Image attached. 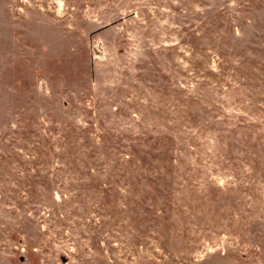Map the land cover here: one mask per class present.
I'll use <instances>...</instances> for the list:
<instances>
[{
    "label": "rangeland",
    "instance_id": "obj_1",
    "mask_svg": "<svg viewBox=\"0 0 264 264\" xmlns=\"http://www.w3.org/2000/svg\"><path fill=\"white\" fill-rule=\"evenodd\" d=\"M0 264H264V0H0Z\"/></svg>",
    "mask_w": 264,
    "mask_h": 264
}]
</instances>
